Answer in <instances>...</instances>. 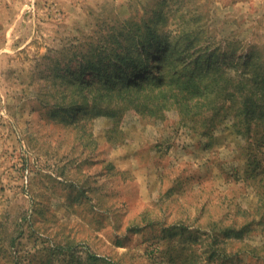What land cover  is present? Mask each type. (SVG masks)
I'll list each match as a JSON object with an SVG mask.
<instances>
[{
	"label": "rangeland",
	"instance_id": "rangeland-1",
	"mask_svg": "<svg viewBox=\"0 0 264 264\" xmlns=\"http://www.w3.org/2000/svg\"><path fill=\"white\" fill-rule=\"evenodd\" d=\"M146 30L184 65L201 56L203 76L249 59L264 83V0H0V264H264V224L236 230L257 201L261 151L239 156L202 107L196 122L174 106L151 118L73 108L77 85L99 83L88 64L115 78L114 54L153 67Z\"/></svg>",
	"mask_w": 264,
	"mask_h": 264
},
{
	"label": "trees",
	"instance_id": "trees-1",
	"mask_svg": "<svg viewBox=\"0 0 264 264\" xmlns=\"http://www.w3.org/2000/svg\"><path fill=\"white\" fill-rule=\"evenodd\" d=\"M155 39L157 36L146 30V37L138 42L142 52H147L146 61H154L152 68H137L130 55L120 53L114 54L113 58L115 63L129 70L127 76L124 75L123 68H118L115 78L110 75V68L104 66L100 70L99 63L88 64L92 73L98 72L100 75L99 83L88 92L85 91L92 88V81H82L77 85L74 93L81 95L82 101L73 105V108L89 106L98 112L110 114L112 111H121L122 105L134 106L145 109L147 116L151 118L160 116L164 109L174 106L185 119L196 122L194 117L197 116L191 114V111L194 108L201 110L202 107L206 111L205 122L208 125H213L215 120L220 119L222 125L225 123L235 133L239 139V156L249 161L256 159L260 151L264 154V125L258 126L257 137L251 136L250 128L260 117L264 122V83L256 82L254 77L259 75L257 70H254L257 75L248 74L246 66L249 59H244L242 68L235 70L234 74L222 70L225 77H217L215 74L203 76L199 73L202 71L199 67L201 56L184 65L187 58L183 50L170 43H162L154 50ZM192 63L195 64L194 68H191ZM150 69L152 70L147 72ZM203 78L209 79L208 85L203 86ZM142 94L145 98L139 103V95ZM127 108L123 106V111ZM258 109L259 114L255 112ZM71 116L76 118L75 115ZM260 179L258 182L252 181L256 204L251 211H243L244 220L236 229L237 235L242 238L250 231L248 228L253 222L264 224V178Z\"/></svg>",
	"mask_w": 264,
	"mask_h": 264
}]
</instances>
